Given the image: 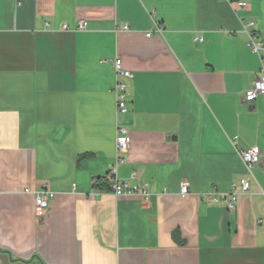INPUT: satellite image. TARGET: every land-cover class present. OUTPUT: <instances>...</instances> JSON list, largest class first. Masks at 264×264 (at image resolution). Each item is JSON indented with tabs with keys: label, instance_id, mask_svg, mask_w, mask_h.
<instances>
[{
	"label": "crops",
	"instance_id": "0c3cea01",
	"mask_svg": "<svg viewBox=\"0 0 264 264\" xmlns=\"http://www.w3.org/2000/svg\"><path fill=\"white\" fill-rule=\"evenodd\" d=\"M248 22L264 42V0H0V264H264ZM118 59L133 75L125 115ZM119 126L132 143L118 177L135 173L149 203L108 191ZM252 147L249 172L238 151ZM243 179L234 210L207 198ZM43 189L55 197L38 219L26 191Z\"/></svg>",
	"mask_w": 264,
	"mask_h": 264
},
{
	"label": "built area",
	"instance_id": "2783aa9c",
	"mask_svg": "<svg viewBox=\"0 0 264 264\" xmlns=\"http://www.w3.org/2000/svg\"><path fill=\"white\" fill-rule=\"evenodd\" d=\"M229 2L230 0H223ZM239 7L242 10L247 8V4L243 1L238 2ZM64 30L68 27L64 26ZM78 31L87 30V22L81 20L78 22ZM245 31L248 36L247 46L249 49L258 56L260 60V70L259 75L254 82L253 88L246 93L245 100L248 103H253L259 97L264 96V42L260 39L256 32L255 22H248L245 25ZM157 33H161L162 29L158 28ZM153 33H147L146 38L151 39ZM196 43H202L203 39L201 37L195 38ZM113 67L116 73V85L114 87V93L116 97L117 112L119 115H125L128 113V85L127 80L133 78V75L124 68L123 62L118 59L114 62ZM117 135V156L113 166L110 168L107 176L106 183L108 186V191L112 193L115 197H138L142 202H150V193L146 185H138L132 182L137 180V175L134 173L130 180L123 181L118 177V167L126 162V159L122 154L127 153L131 147V136L127 128L119 126ZM238 137L231 139V143H235ZM240 158L242 159L246 169L251 172V169L257 165L260 161V149L258 147H252L245 151H238ZM250 190V184L247 179H243L240 183L239 189L234 187L231 192L227 194H220L214 196L212 194H207V198L214 203L225 202L227 209L232 211L235 209L240 194L248 193ZM30 192L35 196V214L38 219H44L49 209L51 201L54 199L55 194L48 190L43 189L41 191H26ZM190 193V186L188 183H183L181 185L180 194L182 197H186Z\"/></svg>",
	"mask_w": 264,
	"mask_h": 264
},
{
	"label": "trees",
	"instance_id": "16d2710c",
	"mask_svg": "<svg viewBox=\"0 0 264 264\" xmlns=\"http://www.w3.org/2000/svg\"><path fill=\"white\" fill-rule=\"evenodd\" d=\"M100 181H102V180H101V179H100V180H98V183H99Z\"/></svg>",
	"mask_w": 264,
	"mask_h": 264
}]
</instances>
